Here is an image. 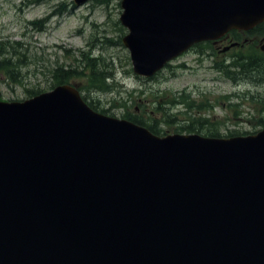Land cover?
<instances>
[{
	"label": "water",
	"instance_id": "95a60500",
	"mask_svg": "<svg viewBox=\"0 0 264 264\" xmlns=\"http://www.w3.org/2000/svg\"><path fill=\"white\" fill-rule=\"evenodd\" d=\"M119 4L143 78L264 22V0ZM0 264H264V128L157 135L68 83L0 100Z\"/></svg>",
	"mask_w": 264,
	"mask_h": 264
},
{
	"label": "rangeland",
	"instance_id": "374dc122",
	"mask_svg": "<svg viewBox=\"0 0 264 264\" xmlns=\"http://www.w3.org/2000/svg\"><path fill=\"white\" fill-rule=\"evenodd\" d=\"M120 13L119 0H90L78 6L74 0H0V49L10 51L13 46V49L25 54L23 60L26 61L14 80L0 70V100H23L33 96L29 92L33 88L40 89V92L50 90L51 78L46 68L56 63L74 64L73 57L78 49L88 51L94 45L97 55H101L107 63L111 61L115 81L121 86V93L82 92L88 100L95 101L99 109H107L105 114L121 118L122 113L127 111L153 122L147 115L153 107L154 96L165 101L169 96L179 97L191 92L194 99H208L213 103L206 115L213 120H221V132L238 130L253 133L260 129L255 126V108L248 102L250 99L246 101L242 92H264V83L247 84L223 77L214 67L211 56L199 55L193 49L173 60L156 77L145 79L134 75L128 49L121 42L127 30L119 21ZM231 47L224 39L218 47L219 53L224 54ZM71 82L76 87L82 83L81 79ZM131 90L134 92L129 93ZM235 93H239L244 100L240 102L233 96ZM129 96L134 100L127 98ZM125 99V107H120V102ZM230 103L238 106H229ZM173 105L169 107V112L176 113L177 119H181L185 108ZM175 125L158 123L157 127L162 135L188 133L177 131Z\"/></svg>",
	"mask_w": 264,
	"mask_h": 264
},
{
	"label": "trees",
	"instance_id": "16d2710c",
	"mask_svg": "<svg viewBox=\"0 0 264 264\" xmlns=\"http://www.w3.org/2000/svg\"><path fill=\"white\" fill-rule=\"evenodd\" d=\"M98 1L106 2L108 0ZM36 21L38 23L40 22V20ZM42 28L43 26L41 25L40 29ZM260 38H264V22L248 31H229L221 39H227L230 44L235 43V45L224 54L219 53V48H215L209 41L197 43L193 48L194 52L199 55L206 54L207 56L214 58V67L223 75V77L234 82L240 81L263 84L264 50L259 44ZM1 45L2 43H0V46ZM13 48L14 47L12 46L10 51L0 49V70L11 80H14V78L19 75V68L26 64V61L23 60L25 54ZM94 49V45H91V48L88 51L78 49L73 57L74 64L56 63L53 67L46 68L45 71L50 74L51 88L62 83L73 84L71 82L72 80L81 79V86L77 87L81 93L83 91H117L121 93V86L115 81V72L112 71L111 61L108 63L105 62V59L101 55H97ZM216 57H218V59ZM168 66H170V64L166 67ZM29 92L30 95H36L40 93V89L33 88ZM128 92L132 93L134 90ZM139 92L141 93L142 91ZM242 93L245 94L246 101L250 99L248 102H250L255 108V115L257 116L255 126L264 128V92L254 94L250 93V91H246ZM233 96L240 99V102L244 100L243 98H240L241 95H239V93H235ZM82 97L94 110L102 113L107 112V109H99L95 101L86 100L85 97L87 96L82 95ZM127 98L132 99L133 97L129 96ZM126 101L127 100L125 99V101L120 102V107H125ZM171 104H174L173 106L181 105V107L185 108L183 113L184 116L181 119H177L176 113L169 112ZM152 106L153 107L148 112L147 118L153 122H148L144 117L127 111L122 113L121 118L145 126L157 135H162L161 129L157 127L158 123L167 125L175 123L177 124L175 125L177 131H185L188 133L195 132L204 136L219 137L243 135L247 133L239 132L238 130L221 132V126H223L221 120H213L206 115V112L214 106L213 103H210L208 99L203 101L194 99V97H191V92L179 97L169 96L165 101L157 100V97L154 96ZM229 106L237 107L238 104L230 103ZM140 109L142 112L143 105H141ZM154 116H158V118L155 119ZM175 120L178 121L175 122Z\"/></svg>",
	"mask_w": 264,
	"mask_h": 264
},
{
	"label": "flooded vegetation",
	"instance_id": "af4514ba",
	"mask_svg": "<svg viewBox=\"0 0 264 264\" xmlns=\"http://www.w3.org/2000/svg\"><path fill=\"white\" fill-rule=\"evenodd\" d=\"M262 39H263V38H260V39H259V44H260V42L262 41ZM223 40H224V39H219V40H216V41H210V42L212 43V45H213L214 47L218 48V47L221 46V43L223 42ZM217 46H218V47H217ZM193 49H194V48L192 47V48H191L189 51H187V52H190V51L193 50ZM187 52H186V53H187ZM184 54H185V53H184ZM182 55H183V54H182ZM182 55H181V56H182Z\"/></svg>",
	"mask_w": 264,
	"mask_h": 264
},
{
	"label": "bare ground",
	"instance_id": "6f19581e",
	"mask_svg": "<svg viewBox=\"0 0 264 264\" xmlns=\"http://www.w3.org/2000/svg\"><path fill=\"white\" fill-rule=\"evenodd\" d=\"M160 71H161V70H160ZM160 71H159V72H160ZM159 72H157V73H156L155 75H153L152 77L156 76ZM134 75H135V74H134ZM152 77H151V78H152ZM85 99L87 100V97H85Z\"/></svg>",
	"mask_w": 264,
	"mask_h": 264
}]
</instances>
